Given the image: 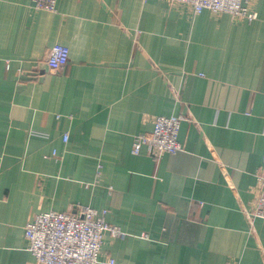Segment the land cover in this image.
I'll return each instance as SVG.
<instances>
[{"label":"crops","instance_id":"crops-1","mask_svg":"<svg viewBox=\"0 0 264 264\" xmlns=\"http://www.w3.org/2000/svg\"><path fill=\"white\" fill-rule=\"evenodd\" d=\"M33 3L0 0V264H37L25 226L78 205L107 210L125 234H106L102 261L264 264V219H249L264 155V0L250 2L253 22L165 0ZM57 44L68 66L35 76ZM172 116L192 120L184 152L134 156V136Z\"/></svg>","mask_w":264,"mask_h":264},{"label":"built area","instance_id":"built-area-1","mask_svg":"<svg viewBox=\"0 0 264 264\" xmlns=\"http://www.w3.org/2000/svg\"><path fill=\"white\" fill-rule=\"evenodd\" d=\"M170 4L191 8L194 15L205 11L215 15L227 14L237 20L253 22L257 15L250 9L252 0H165ZM58 0H34L35 10L56 13ZM43 61L33 70L35 76L43 72L59 74L70 61V50L63 45H55ZM58 116L57 118H61ZM71 119V117H68ZM191 122L190 116L154 117L153 129L149 133L138 134L133 138L132 154L140 156L145 150L155 161L164 156L184 152L179 133L183 122ZM68 134L63 142L67 143ZM56 156V153L54 154ZM99 171L101 166L98 167ZM99 173V172H98ZM100 174V173H99ZM261 183L254 212L249 219H264V155L263 165L257 176ZM1 203V202H0ZM107 210L98 211L94 207L75 206L67 212H45L35 221L25 226V236L29 250L37 264H119L114 259L102 261L101 253L106 234L113 238H124L125 234L107 222Z\"/></svg>","mask_w":264,"mask_h":264}]
</instances>
